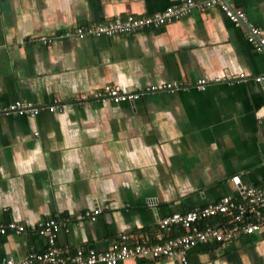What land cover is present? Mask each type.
<instances>
[{
	"label": "crops",
	"instance_id": "0c3cea01",
	"mask_svg": "<svg viewBox=\"0 0 264 264\" xmlns=\"http://www.w3.org/2000/svg\"><path fill=\"white\" fill-rule=\"evenodd\" d=\"M178 1L0 0V106L19 99L40 107L35 116L0 114V224L25 227L0 234V264L44 248L40 220L72 218L57 237L71 253L106 250L120 233L150 237L169 213L239 197L240 186L260 183L264 49L244 31L255 25L264 38V0H232L245 13L240 26L214 7L129 35H63ZM166 82L178 87L150 89ZM112 84L139 97H94ZM91 208L99 210L95 220H76ZM185 264H264V227L224 245L199 243Z\"/></svg>",
	"mask_w": 264,
	"mask_h": 264
},
{
	"label": "built area",
	"instance_id": "2783aa9c",
	"mask_svg": "<svg viewBox=\"0 0 264 264\" xmlns=\"http://www.w3.org/2000/svg\"><path fill=\"white\" fill-rule=\"evenodd\" d=\"M218 7L235 25H242L245 13L233 6L232 0H180L166 7L147 14L114 13L111 17L87 24L76 25L63 33L65 37L119 36L137 33L148 28H158L194 12L204 13ZM245 38L256 49H264V38L257 26H245ZM43 44L51 38L40 35ZM240 76H243L240 73ZM258 81L262 76L256 77ZM178 84L166 82L150 86V89H175ZM196 87L204 89L205 80L200 79ZM139 92L123 91L119 85H105L94 92V97L101 101H131L139 97ZM50 109L56 105L48 106ZM40 107L30 101L14 100L0 106V114L29 115L38 114ZM99 210L91 208L77 215L76 220H95ZM72 221L69 216L52 217L40 220L36 231L45 237V246L41 251H32L28 255L16 258L8 255L2 264H121L129 258L143 259H179L186 263L187 251L199 243L214 241L227 244L238 238L258 232L264 227V176L259 184L240 186V196L222 195L217 200L197 206L183 212H172L161 217L157 222L154 235L143 239H132L127 233H120L108 249L77 248L74 252L62 248L57 237L61 229H67ZM25 231V227L9 220L0 224V234Z\"/></svg>",
	"mask_w": 264,
	"mask_h": 264
}]
</instances>
